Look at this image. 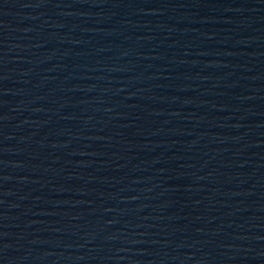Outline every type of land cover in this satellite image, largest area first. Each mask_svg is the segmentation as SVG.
<instances>
[{"label": "water", "instance_id": "water-1", "mask_svg": "<svg viewBox=\"0 0 264 264\" xmlns=\"http://www.w3.org/2000/svg\"><path fill=\"white\" fill-rule=\"evenodd\" d=\"M0 264H264V0H0Z\"/></svg>", "mask_w": 264, "mask_h": 264}]
</instances>
